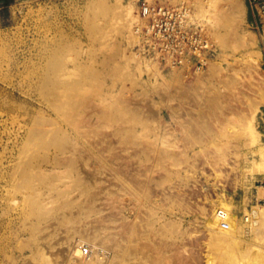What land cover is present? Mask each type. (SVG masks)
Listing matches in <instances>:
<instances>
[{
	"label": "rangeland",
	"instance_id": "1",
	"mask_svg": "<svg viewBox=\"0 0 264 264\" xmlns=\"http://www.w3.org/2000/svg\"><path fill=\"white\" fill-rule=\"evenodd\" d=\"M236 1L0 0V264H71L80 246L111 263L171 264L172 243L192 245L194 264H264V88H247L264 80V0ZM144 4L189 7L211 46L201 71L140 53L130 34ZM205 91L255 100L250 130H187L201 129L191 103ZM123 159L147 169L141 189L114 172ZM127 222L117 254L79 234L117 237Z\"/></svg>",
	"mask_w": 264,
	"mask_h": 264
},
{
	"label": "bare ground",
	"instance_id": "2",
	"mask_svg": "<svg viewBox=\"0 0 264 264\" xmlns=\"http://www.w3.org/2000/svg\"><path fill=\"white\" fill-rule=\"evenodd\" d=\"M226 2L231 10L239 6L236 0H226ZM137 22H140V20H138ZM132 31L133 32L130 34V37L137 42L139 38L137 37L135 26L132 27ZM263 36H264V29H263ZM205 44H206L205 46L208 48L209 46L207 45V41L205 42ZM138 55L140 54L138 53ZM205 60L206 59L201 54V62L203 64ZM151 66L156 68L155 66H157V62L154 61ZM247 88L256 90V92L262 91V89L264 88L263 78L261 79L258 77L255 82L251 84L249 83V85H247ZM191 104H196V105L198 104L200 106V110L197 114V117L195 118H199V117L201 118V129L197 127H193L192 126L193 124H190L187 130L192 131V132L201 130V137H202L206 131L214 132L216 135H220L221 133H224L227 128H230V129L232 128L234 129L235 132L238 131V129H242L244 132L247 133L250 130L251 121H252V117H253L257 102L255 100L248 99L246 95L241 97V99L237 98L234 101L233 98L225 92H222L219 95H211L209 94L208 91H205V92H199V95L194 97L193 103ZM164 152L166 153L165 150ZM110 157L115 158L116 156L111 155ZM202 162L204 163L205 161L202 160ZM210 167H211L212 173L216 177H218L216 182L218 183L220 182L221 185L224 184L225 182H227V184L228 182H230V180H228V178L224 176L223 173H221V166H216L214 163H212L210 164ZM144 170H147V169L143 168L140 171L137 169H133L129 165L126 159H123V164H121L120 166L114 167V172H117L119 175L124 177L125 181L126 182L128 181L127 183L135 185L134 187H139L140 189L142 188V186L145 185V182L141 183V179L138 178V174L140 173L144 174ZM93 174L94 172L92 171L85 172V176H87V178H89L90 180L92 179ZM159 176L162 177L161 175ZM233 176L234 177H232V179L236 180L235 175ZM233 183H235V181L232 182L231 180V184ZM179 194H181L182 196L184 195L182 194V192H180ZM179 194L176 195L171 192L170 198L174 199L176 196L178 197ZM94 195L95 196L97 195V190H95V192L92 194V196ZM109 200L108 202L105 203V206L107 207L111 215H115L118 212L117 210L120 209L118 205L121 206V203H122L121 199L118 196L117 197L113 196ZM121 209H122V206H121ZM250 213L254 218L253 223L256 224L257 217L259 214L258 211L253 207ZM234 219H235V216L232 213H225L224 221L227 225H232ZM248 219H249L248 217L245 218V220H248ZM106 220L107 219L105 217L103 219L100 218L97 220V224H93V226L106 224L105 223ZM127 223H124V224L122 223L119 229H117L116 231L117 237H115V233H113L112 231H107L104 233V235H99V232L96 231L97 229H91V231L84 230V231H81L79 234L83 238L92 237L96 239L97 245L94 244V246L99 247L100 249H103L105 252L110 251L111 253L117 254L118 252L117 247H118L119 241L123 237L126 236L127 231H129V228H132L133 226L129 222ZM197 239L198 237L191 238L190 240L188 238V241L185 243L192 244L194 242H197ZM183 246L185 245L183 244ZM150 247L147 249H145V246L142 247L143 252L144 253H146L147 251L153 252L155 248L153 247L150 248ZM135 249L142 251V249L141 248L139 249L138 247H136ZM159 249L160 247L157 248L156 250H159ZM169 250H170V260L169 261H171V264H194L195 258L197 257V255L200 254L195 251L192 245H186L185 247H182L177 243H172L171 245H169ZM74 253L76 256H79L80 258H75V260H73L71 264H73L74 262H76L77 264H117V263H111L109 261L108 256H107L108 259L106 258L103 259L102 257H99L98 256L99 254L96 253V250H94L93 254H89L88 256L82 255V253H84V249L81 246L76 248L74 250ZM84 254H87V253H84Z\"/></svg>",
	"mask_w": 264,
	"mask_h": 264
},
{
	"label": "built area",
	"instance_id": "3",
	"mask_svg": "<svg viewBox=\"0 0 264 264\" xmlns=\"http://www.w3.org/2000/svg\"><path fill=\"white\" fill-rule=\"evenodd\" d=\"M136 25L140 53L171 68L193 75L201 70V54L211 49L203 35L201 24L194 21L187 5L144 4ZM259 201L264 203V198ZM87 253V248H84Z\"/></svg>",
	"mask_w": 264,
	"mask_h": 264
}]
</instances>
